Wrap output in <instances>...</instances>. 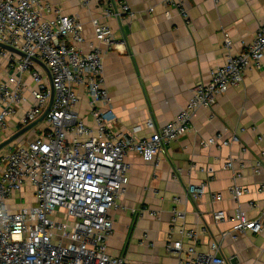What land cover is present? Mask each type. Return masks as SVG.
<instances>
[{"label":"built area","instance_id":"2783aa9c","mask_svg":"<svg viewBox=\"0 0 264 264\" xmlns=\"http://www.w3.org/2000/svg\"><path fill=\"white\" fill-rule=\"evenodd\" d=\"M79 1L90 5V0ZM160 1L166 18L175 10L189 18L185 0ZM101 13L106 20L92 19L94 41L84 48V24L78 15L63 14L47 0H0V43L25 54L0 47V59L6 61V72L0 75V143L37 121L50 106L45 117L49 129L31 141L11 142L0 149V264H129L123 256L108 252L114 229L111 211L128 191L131 165L126 157L138 154L157 165L159 152L191 130L199 110L213 108L221 95L242 83L246 71L264 70L263 24L251 43L237 54H228L223 65L211 70L210 82L194 86L187 105L172 120L157 126L150 117L145 127L151 135L138 137L142 125L125 131L113 127L107 118L112 105L104 77V55L116 41L107 20L116 18L124 24L136 12L128 0H106ZM232 46L226 34L229 53ZM33 59L43 63L49 73ZM80 87L87 97L92 124L78 111ZM20 109L24 110L22 116L11 125ZM31 129L18 138L29 137ZM263 138L259 136V140ZM238 140L235 133L226 138L220 132L205 143L227 146ZM235 164L229 156L223 168L234 170ZM260 167L257 162L254 171L259 173ZM178 174L173 176L177 179ZM239 178L241 173L235 172L229 186L237 202L248 192L237 182ZM206 187V183L189 184V198L198 201ZM210 194L214 202L223 200L222 193ZM180 202L174 197L166 241L169 253H180L183 239L188 240L186 258L177 264H229L218 241H212L208 251L197 249L200 231L186 226L185 214L177 207ZM147 213L142 209L138 215ZM212 215L217 224L227 219L223 209H214ZM233 221L234 238L247 230L259 233L264 228V210L260 217L249 218L237 208ZM176 233L179 239L174 237Z\"/></svg>","mask_w":264,"mask_h":264},{"label":"crops","instance_id":"0c3cea01","mask_svg":"<svg viewBox=\"0 0 264 264\" xmlns=\"http://www.w3.org/2000/svg\"><path fill=\"white\" fill-rule=\"evenodd\" d=\"M47 1L63 14L79 16L84 24V48L94 41L92 19L106 20L101 13L106 0H90L87 7L79 0ZM128 2L135 18L124 24L116 18L107 20L116 38L104 55L105 85L112 105L107 118L113 127L125 131L142 125L138 137L151 135L145 127L148 118L157 126L172 120L187 105L194 86L210 82L211 70L223 65L228 54H237L251 43L264 24V0H185L188 19L176 10L166 18L160 0ZM226 34L233 43L230 53L225 47ZM0 63L2 75L6 61L0 59ZM79 94V114L92 124L83 87ZM23 112L20 109L10 124L16 125ZM220 132L226 138L235 133L239 140L227 146L205 143ZM259 136L264 137V70L252 69L246 71L241 84L221 95L213 108L196 113L191 130L159 152L157 165L138 154L126 157L131 165L128 191L111 211L114 229L108 252L123 256L129 264L184 261L189 244L186 238L182 252L166 249L173 199L179 197L177 207L185 214L186 226L200 231L198 250L208 251L210 243L218 241L229 264H264V228L259 233L247 230L237 238L232 230L237 208L249 218L260 217L264 210V138L259 140ZM229 156L235 159L234 170L223 168ZM257 162L261 163L259 173L254 171ZM235 172L241 173L237 182L248 188L238 202L229 192ZM202 183L207 184L205 193L198 201L191 200L188 185ZM210 193H222L223 200L214 202ZM253 202L258 205L252 206ZM142 209L148 211L145 216L138 215ZM214 209L225 210L227 219L215 223Z\"/></svg>","mask_w":264,"mask_h":264},{"label":"water","instance_id":"95a60500","mask_svg":"<svg viewBox=\"0 0 264 264\" xmlns=\"http://www.w3.org/2000/svg\"><path fill=\"white\" fill-rule=\"evenodd\" d=\"M0 47L2 48H5L9 51H12V52H16V53H19L20 55L22 56H25V54L17 51L16 49L6 45V44H3V43H0ZM34 61H37L44 69L47 73H49L48 71V68L41 62H39L38 60L36 59H33ZM49 109H50V106L48 107V109L45 111V113L35 122L23 127L22 129L18 130L16 133H14L13 135H11L9 138H7L6 140H4L3 142L0 143V149L3 148L4 146H6L7 144L11 143L12 141H14L15 139H17L20 135H22L24 132H26L27 130L33 128L34 126H36L39 122H41L42 120L45 119L47 113L49 112Z\"/></svg>","mask_w":264,"mask_h":264},{"label":"rangeland","instance_id":"374dc122","mask_svg":"<svg viewBox=\"0 0 264 264\" xmlns=\"http://www.w3.org/2000/svg\"><path fill=\"white\" fill-rule=\"evenodd\" d=\"M49 128H50L49 123L44 119L29 131L30 133L29 137L27 135V137H23V139H21V137L17 138L14 141H12V144L19 145V143L22 142V140L24 143L28 142V140L31 141L32 139L36 138L38 135H41L44 130L49 129ZM28 202L29 200L24 201L23 204H27Z\"/></svg>","mask_w":264,"mask_h":264}]
</instances>
